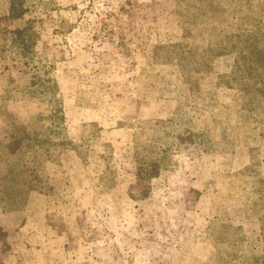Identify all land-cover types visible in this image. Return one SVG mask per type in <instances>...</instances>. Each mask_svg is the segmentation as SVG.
<instances>
[{"label": "rangeland", "instance_id": "obj_1", "mask_svg": "<svg viewBox=\"0 0 264 264\" xmlns=\"http://www.w3.org/2000/svg\"><path fill=\"white\" fill-rule=\"evenodd\" d=\"M0 264H264V0H0Z\"/></svg>", "mask_w": 264, "mask_h": 264}]
</instances>
